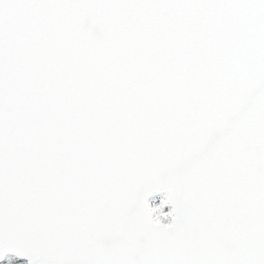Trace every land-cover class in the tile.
I'll use <instances>...</instances> for the list:
<instances>
[{
	"label": "snow or ice",
	"instance_id": "obj_1",
	"mask_svg": "<svg viewBox=\"0 0 264 264\" xmlns=\"http://www.w3.org/2000/svg\"><path fill=\"white\" fill-rule=\"evenodd\" d=\"M0 264H264V0H0Z\"/></svg>",
	"mask_w": 264,
	"mask_h": 264
},
{
	"label": "rangeland",
	"instance_id": "obj_2",
	"mask_svg": "<svg viewBox=\"0 0 264 264\" xmlns=\"http://www.w3.org/2000/svg\"><path fill=\"white\" fill-rule=\"evenodd\" d=\"M165 211H169V209L168 208H165Z\"/></svg>",
	"mask_w": 264,
	"mask_h": 264
}]
</instances>
